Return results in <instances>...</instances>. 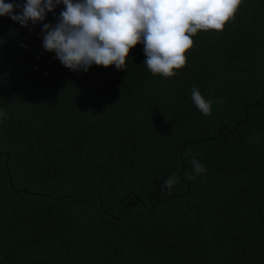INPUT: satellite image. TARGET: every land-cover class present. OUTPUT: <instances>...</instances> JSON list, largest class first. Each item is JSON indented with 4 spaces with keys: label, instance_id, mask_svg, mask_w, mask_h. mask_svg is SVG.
Masks as SVG:
<instances>
[{
    "label": "trees",
    "instance_id": "1",
    "mask_svg": "<svg viewBox=\"0 0 264 264\" xmlns=\"http://www.w3.org/2000/svg\"><path fill=\"white\" fill-rule=\"evenodd\" d=\"M42 35L0 16V264H264V0L199 30L171 78L142 43L73 72Z\"/></svg>",
    "mask_w": 264,
    "mask_h": 264
},
{
    "label": "clouds",
    "instance_id": "2",
    "mask_svg": "<svg viewBox=\"0 0 264 264\" xmlns=\"http://www.w3.org/2000/svg\"><path fill=\"white\" fill-rule=\"evenodd\" d=\"M61 4L64 8L56 17L57 23H44L48 13L55 14ZM240 6L241 0H0V16H8L25 28L42 25L43 49L54 52L73 72H87L93 65L125 70L126 59H134L129 56L130 49L142 43L143 64L148 71L171 78L178 74L174 69L184 68L192 37L199 30L222 32ZM191 99L202 115H212L214 101L206 99L196 85ZM0 118L9 117L0 110ZM191 164L196 175L206 174V167L197 159ZM185 175L193 178L192 172ZM179 182L176 175L169 176L162 191L170 192Z\"/></svg>",
    "mask_w": 264,
    "mask_h": 264
}]
</instances>
